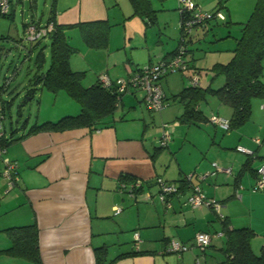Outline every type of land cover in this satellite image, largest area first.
Listing matches in <instances>:
<instances>
[{
	"label": "crops",
	"instance_id": "1",
	"mask_svg": "<svg viewBox=\"0 0 264 264\" xmlns=\"http://www.w3.org/2000/svg\"><path fill=\"white\" fill-rule=\"evenodd\" d=\"M113 4H118V0H57L55 22L65 26L74 25L67 31L70 38V31L78 30L77 25L82 22L107 21L109 6ZM10 7L13 11L10 21L15 20V8L21 13L18 38L23 36L26 22L42 24L48 17V14L46 19L38 15L37 0H10ZM131 8L126 6L128 12ZM15 32L18 34L17 27ZM5 37L13 38L10 34ZM135 44L133 46L138 47L141 55H146L143 58L132 55L131 59L137 62L133 67L114 61L113 66L118 70L110 74L112 67L109 68L108 63L91 67L92 64H84L77 53L70 57V66L73 70H89L93 77L96 75L95 79L82 83L89 86L96 82L103 71L111 79L124 77L135 68L156 62L176 48L174 43L168 46L161 40L160 47L154 48L148 44L147 38L139 45ZM86 49L85 55L88 56L90 48ZM45 55L43 70L48 65L47 48ZM138 62L142 63L139 65ZM25 92L26 89H23L20 97H25ZM138 92L143 93L142 90L124 93L113 115L103 119L96 127L40 129L25 135L35 122L56 121L63 116L76 115L80 110L79 104L65 92L54 94L47 90H36L34 96L39 99V107L35 121L27 118L26 125L21 128L22 122L17 125L20 120L15 119L10 122V131L4 126L6 137L23 136L7 144L0 156V250L11 246V239L5 231L7 228L35 223L40 262L0 252V264H95V248L100 246L107 247L106 257L107 260L114 259L112 264H225L222 249L226 239L221 220L212 207L190 205L186 200L189 191L185 189L182 194L169 197L165 204L158 197L159 187L155 181L160 177L178 182L192 172L206 173L213 169V162L220 170L204 180H198L204 195L220 202V214L230 227H250L255 231L251 247L254 253L259 252L264 244V225L258 226L252 219L264 218V212L245 204V200L252 203L256 199L264 204V191H255L256 177L251 173V178L246 171L238 175L247 154L235 148L242 146L251 154L255 151L258 157H264L256 150L260 144L254 141L255 138H243L242 132L238 133V138H234L233 132L227 139L219 135L218 129L221 128L208 120L211 114H217V110L226 109L218 101L219 106L214 103L207 114L202 111L207 120L197 124L201 126L195 128L198 132L188 134V128L187 132L181 133L183 128L178 124L189 123L178 118L170 123L171 138L166 146H161L159 142L164 123L159 126L155 139L157 147L149 135L148 117L152 115H148L147 111L150 110L146 108V112L141 110L139 113L137 108L140 107L132 102V96L136 98ZM5 95L7 100L12 99L13 105V96ZM59 99L63 104L56 110V106L50 103L55 105ZM44 102L55 111L41 113ZM129 107L133 109L131 117L125 112ZM224 112L230 117L232 109ZM173 132L179 133L172 136ZM3 158L17 165L16 182L11 187L2 175L5 169ZM228 169L230 172H227ZM124 174L140 180L142 184L133 185V180L123 179ZM237 207L241 210L245 208L247 216L251 217L248 222L243 214L236 215ZM117 208L120 210L116 213ZM199 231L212 234L210 244L204 250L194 242L195 234ZM134 232L138 233V250L142 252L128 254L136 251ZM170 238L181 240L188 249L180 255L166 251ZM119 255L123 256L115 259Z\"/></svg>",
	"mask_w": 264,
	"mask_h": 264
},
{
	"label": "trees",
	"instance_id": "2",
	"mask_svg": "<svg viewBox=\"0 0 264 264\" xmlns=\"http://www.w3.org/2000/svg\"><path fill=\"white\" fill-rule=\"evenodd\" d=\"M129 1L133 7V14L143 17L146 21H153L154 16L148 13L154 12L155 10L151 9L148 0ZM55 5L56 0H52L48 17L44 23L41 24L34 21L26 22L24 24L23 36L15 39V44H23L26 50L24 54L25 58L29 60L33 58L31 61L32 67L28 68L30 70L28 74L29 80L24 88L26 89L24 98L26 99L28 97L32 99L36 90L37 92L47 90L54 94L62 91L79 104L80 110L76 115L63 116L56 121L35 122L27 129L25 135L40 129L63 130L75 127H96L103 119L113 115L116 106L120 103L121 97L125 93L118 91L114 79H111L112 81L108 85H104L99 77H97L96 82L89 86L82 84L84 72L73 70L70 66V57L76 51V48L70 44L67 31L74 27V25L65 26L55 22ZM221 7L220 5L214 10H205L201 7V10L215 17L217 12L222 11ZM177 10L179 13V28L181 33L180 40L175 49L156 62L166 60L182 51L185 55L188 70L191 68L189 64L191 59L188 57L189 49L186 44V35L190 34L193 28L202 27L204 29L208 23L213 21L216 22L215 24L222 22L225 27H228L230 22L226 17L223 20L215 18L214 20L210 19L197 22L193 10L184 8L179 0H177ZM0 18H8L9 20L13 18L10 0H8V12L0 13ZM49 22H53L54 24L53 31L35 40L26 39V27L30 23H35L36 26H44ZM186 22L191 23L189 25V31H187L188 26ZM239 24L240 33L235 37V46L232 49L231 58L225 63L216 62L210 67L211 72H213V79L220 76L223 77L222 85L214 88L211 84L206 87H201L200 83L195 85L191 83L189 86L183 87L180 91L172 95V99L178 101L183 108L182 113L178 116L180 121L189 124H199L201 121H206L207 117L203 114L199 105L202 101H205L208 95H214L221 103L229 105L232 109L231 116L227 118L231 130L242 125L250 118L251 101L253 98L264 99V79H262V76H264V0H255L248 19ZM77 27L80 29L84 41L89 46L102 47L107 44L109 24L106 20L82 22ZM228 36L230 34L225 37ZM220 38L223 39L224 37L222 36ZM44 40H47V42L43 43ZM46 48L48 49V65L43 70L46 60ZM1 51L2 47L0 46V53ZM32 53L33 56L31 55ZM138 68H135V70ZM195 74L200 79L197 71H193V75ZM193 75L190 76V80ZM168 76L166 75L163 78ZM8 85L7 82H3L0 85V98L4 117L6 111L12 105V99L7 100V97H4V93L10 94ZM167 102L168 97L165 96V103ZM21 106L22 103L17 107L18 120H20V116L22 115ZM26 122V120H23L21 128H24ZM22 136L20 135L17 138L4 136L0 139V146L5 148L7 144L13 140L20 139ZM255 153L254 151L252 154H247L238 175L248 170L256 177L257 168L252 167L253 159L258 157ZM122 177L123 179H129L128 181H136V178L129 175L124 174ZM184 178L185 176L177 183L180 184L181 189L186 190L187 183ZM217 217L221 220L222 232L226 239L225 246L222 249L225 255L224 263L264 264V244H262L258 253H254L251 247V240L255 236V231L250 227H230L225 218H222L218 214ZM5 231L11 239V246L7 249L0 250V252L21 256L34 262H40L38 231L35 223L9 227ZM134 248L136 251L128 254L142 252L135 245ZM106 256L107 247L100 246L95 248V264H112L114 259L107 260ZM121 256L123 255H119L115 259Z\"/></svg>",
	"mask_w": 264,
	"mask_h": 264
},
{
	"label": "rangeland",
	"instance_id": "3",
	"mask_svg": "<svg viewBox=\"0 0 264 264\" xmlns=\"http://www.w3.org/2000/svg\"><path fill=\"white\" fill-rule=\"evenodd\" d=\"M148 1L151 9L155 10L154 12L148 13L149 15L154 16L152 22L146 21L143 17L137 14H133V7H128V4L132 6L129 0H118V4L109 6L110 14L109 19L107 20V23L109 24V32L108 41L105 46H89L84 41L80 29L75 31L71 30L69 41L70 44L76 48V51L73 54H79L78 57L80 60L84 64H92L91 67H97L98 65H105L108 63V67H112L110 70V74H112L113 71L118 70L117 67L113 66L114 61L124 62L128 67H133L137 62L131 59L132 55H139L141 58L146 55H141L142 53H140L138 47L133 46L136 45L135 43H138L137 45H139L145 38H147L148 44L154 46V48L160 47V40L164 43V45L170 46L174 43L177 46L181 36L179 28V13L176 7L177 0ZM195 1H198L197 4L205 10H214L221 5L222 13L224 17L228 18L230 25L225 27L222 22L215 24L216 22L213 21L208 23L206 28H193L190 34L186 35L185 38L189 49L188 57L191 59L189 63L191 68L183 73H172L168 77L161 80L164 93L168 97V104L163 107L162 110L155 112L147 111L145 104L141 101L143 93L141 94V92H138L136 98L131 95L133 104H135L136 107H140L137 108V112L141 113L140 111L142 110L143 112L147 111L148 115H152L151 117H148V129H150L149 135L153 142H155L157 137L156 129L163 123H173L181 114L182 105L178 101H174L172 99V95L180 91L183 87L191 84L190 76L193 75V71H197L199 73V83L201 87H206L211 84L212 87L218 88L222 85L223 77L220 76L213 79V72H211L210 67L216 62L225 63L231 58L232 49L235 46V37H237L240 33L239 23L245 22L248 19L255 3V0ZM51 2L52 0H37L38 15L43 16V19H46L49 10L48 7L51 5ZM126 6L127 8H131L130 12L126 10ZM14 15L15 20L13 21H10L8 18H0V46L2 47V51L0 53V85L3 82H7L9 84L8 90L13 96L12 98L14 101L11 109L7 112L6 120L3 122L7 131H10V122L18 119L17 107L21 104V101L24 98L20 97V95L28 84L29 76L26 72L29 67H32L31 61L33 60V58L30 60L25 59L24 54L26 50L23 47V44H15V39H18V36H20L22 18L20 11L16 10V8L14 10ZM16 27L18 29V34L15 32ZM7 34H10L13 38H6L5 35ZM228 34H230V36L225 37ZM222 36L224 37L223 39L220 38ZM88 46L90 48V53L88 52V56H86V47ZM78 48L80 50H78ZM79 52L82 55H80ZM141 63L142 62H138L139 65ZM108 67H106V69ZM88 68H86V70ZM83 72L84 77L82 79V83L85 84L88 81H91L90 79H95L96 75L93 77V73L89 70H84ZM105 72L106 71H103L102 73ZM107 76L109 75L107 74ZM262 79H264V76H262ZM5 96L7 97V95ZM38 100V97L34 96L32 99L26 97V100L24 102L22 101V115L20 116V121L17 125H20V123L27 118H30V121H35L39 107ZM218 101L219 100L214 95H208L205 101H202L199 106H201L204 114H207L210 109H213L212 107H214V103L218 104ZM262 102H264V99L253 98L251 101L250 118L242 125L232 128L228 132L218 129L219 135L227 139L228 135L233 132L234 138H238V133L242 132L243 138L252 139L258 137L261 139V143L256 150L260 153V155L264 154V110H262L260 105ZM62 104L63 101H60V99L55 105L50 103L51 106H56V110H58ZM50 105H47V103L44 102L40 108L41 113L55 111V108L51 109ZM220 106H222V108L231 109V107L225 103L220 102ZM226 109L217 110V114L221 117L229 118V116L224 112ZM132 111L133 109L130 107L129 110H125L126 114L129 113L128 117H131L130 115L132 114ZM180 124L178 125L183 128L181 129V133L183 134L185 131L187 132L188 128L190 129L188 134L197 131L195 128H201V126H198L195 123L189 125ZM177 133L179 132H173L172 136H175ZM198 134L199 133H197V135ZM155 145L158 147L156 142ZM241 156L242 158L245 157L243 155ZM262 162H264V157H255L252 161V167L257 168L261 164H264ZM246 172V175L251 178L250 171L247 170ZM255 191L262 192L264 190L256 189ZM235 201L238 202L237 199H235ZM245 204L254 207L256 210L258 209L259 212H264V204H262L259 200L254 199L252 203H248L245 200ZM241 214H243V218L247 220V222L251 219V217L247 216L245 208L241 210L237 207L236 215L241 216ZM252 220L258 226L264 225V218H253Z\"/></svg>",
	"mask_w": 264,
	"mask_h": 264
},
{
	"label": "built area",
	"instance_id": "4",
	"mask_svg": "<svg viewBox=\"0 0 264 264\" xmlns=\"http://www.w3.org/2000/svg\"><path fill=\"white\" fill-rule=\"evenodd\" d=\"M180 3L183 5L184 8L188 10H193L196 16V21L201 22L203 20H210V19H219L223 20L225 17L222 11L216 13L215 17H213L210 13L203 12L201 7L194 1V0H179ZM8 12V0H0V13H7ZM194 23V22H193ZM190 22H186L188 26V30H190ZM40 26V27H39ZM36 26L35 23H30L26 27V39L27 40H35L40 38L41 36H45L47 33L54 30L53 22H49L44 26ZM187 70V62H185V55L181 51L180 53L171 56L168 59L160 60L155 63L145 64L140 68L134 70L133 72L127 74L124 77L115 78V84L117 86L118 91L120 92H129L132 90H142L143 101L145 107L150 111H158L162 109L168 103H165V93L161 84V80L166 75H171L175 72H183ZM99 79L104 85H108L111 83V78L107 76L105 73L99 74ZM190 82L195 85L199 83V76L197 74L193 75ZM262 110H264V102L261 104ZM4 115L2 114V101L0 98V139L5 136L4 130ZM208 120L221 128L222 130L228 132L230 130L229 121L227 118L221 117L217 114H211L208 117ZM172 126L169 123H164L162 126V131L160 135V145L166 146L168 141L171 138ZM255 142L257 144L261 143L259 138H255ZM236 150L242 153L251 154V152L242 147L237 146ZM5 151V148L0 146V156ZM5 165V169L2 172V175L8 180V183L11 186L14 185L16 182V163L12 160L7 158L2 159ZM213 169L206 173L197 174L195 172L189 173L185 175L186 186L189 191V195L187 196V202L192 206H199V205H207L212 207V209L221 216L220 214V202L215 198H209L204 195L201 185L198 183V180H204L207 176L214 175L218 170H220L219 166L215 162L212 163ZM230 172V169L227 170ZM156 184L158 185V197L160 201L164 202L165 204L168 203V199L174 195H180L183 192L181 186L177 182H170L163 180L160 177L155 179ZM142 184L140 180H136L133 185H140ZM255 189H264V164H261L256 169V180L254 183ZM120 209H116V213ZM212 234L208 231H199L195 234L194 242L195 245L200 248L201 250L205 249L211 241ZM134 245L138 248V233L134 232ZM188 249V246L178 240L176 238H170L167 243L166 251L174 252L178 255L183 253Z\"/></svg>",
	"mask_w": 264,
	"mask_h": 264
}]
</instances>
